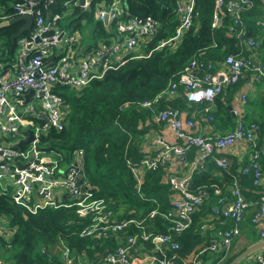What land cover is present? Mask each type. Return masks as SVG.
Wrapping results in <instances>:
<instances>
[{
  "label": "built area",
  "instance_id": "obj_1",
  "mask_svg": "<svg viewBox=\"0 0 264 264\" xmlns=\"http://www.w3.org/2000/svg\"><path fill=\"white\" fill-rule=\"evenodd\" d=\"M48 1L52 2L23 0L16 6L19 15L34 17L35 26L30 38L18 43L19 59L12 66L14 75L6 71V65L11 60L5 61L0 49V193L10 195L17 206L31 215L48 209L74 210L82 221L79 231L82 237L126 239L114 252L107 253L98 262L82 261L74 255L75 251L69 244L60 239L56 243L58 248L46 254L51 262L52 256L57 257L52 264H174L180 258L181 249L175 234L180 235L193 225L195 214L210 199L207 187L191 190V178L178 183V177L171 178L169 175L176 196L172 199V211L160 213L159 209H155L141 219L119 220V211L114 203L97 196L84 179L80 169L82 150L74 153V160L66 162L63 154L55 150L44 151L39 143L42 134L50 129L61 131L64 128V100L55 91L56 87L82 90L93 80L102 79L109 70L125 64L128 58L149 57L153 51L175 45L192 28L198 16L197 0H177L175 13L179 24L174 35L161 40L147 55L143 51L156 39L162 24L152 16L125 18L124 0H114L112 4L104 2L97 6L95 19L103 23L110 36L82 51V33L79 30L68 33L62 26L65 19L62 15L46 16ZM80 1L75 6L82 11L91 10L93 0H85L82 5ZM243 6L252 5L249 0H216L213 27L222 25L226 13L233 17L236 24L243 25L239 13ZM106 17L107 24L104 22ZM0 20H6L1 16V9ZM240 35L244 37V28ZM244 44L252 50L259 46L252 38ZM250 70L249 59L229 56L213 72V64L193 57L177 80L171 81L153 99L140 103L142 108L153 112L154 123L167 125L172 130L176 141L168 143L164 135L156 134L153 145L160 148L151 153L144 146L143 159L137 164L129 162L139 193L142 192L148 171L160 167L168 171L186 166L190 163L191 153L195 155L193 165L196 171L205 170L211 159L220 169H228V151L241 142H247L252 150L250 163L241 169V173H252L254 184L264 187V133L259 125L247 122L244 112L233 109L232 113L238 119L232 131L211 135L201 126L203 122L209 125L214 123L216 100L227 84L245 80L239 97L242 103L248 102L250 91L264 83L262 67L249 74ZM181 88L190 104H202L204 107L189 112L173 106L172 103L181 95ZM32 90L35 93L26 103L25 97ZM163 103L165 107L161 108ZM41 114H45L47 120L41 118ZM29 130L33 131L34 140L27 146L19 147L20 141L28 139ZM218 194L221 192L218 191ZM232 195L234 200L229 202L222 197L220 205L209 212L210 217L213 215L223 221L233 219L232 227L216 229V239L198 246L183 258L184 264H220L221 260L211 261V253H220L223 257L228 254L233 239L241 233V223L250 205L237 180L233 184ZM259 199L255 203L258 210L252 222L260 225V236L264 239V223L260 224L261 220L264 221V195ZM158 217L170 222L168 233L155 231V219ZM130 228L135 232L129 234ZM15 231L6 219L2 220L0 236L12 238ZM201 231H211V223L204 221ZM139 244L145 247V252L137 255L136 247ZM0 264H6L1 257Z\"/></svg>",
  "mask_w": 264,
  "mask_h": 264
},
{
  "label": "trees",
  "instance_id": "obj_2",
  "mask_svg": "<svg viewBox=\"0 0 264 264\" xmlns=\"http://www.w3.org/2000/svg\"><path fill=\"white\" fill-rule=\"evenodd\" d=\"M22 1L0 0L1 16L6 17L8 21L17 17L19 13L16 6ZM77 1H48L45 14L46 16L62 15L67 18L65 25L68 23L69 26L71 22L74 24L78 21L79 25L75 30L80 32V28L85 27L81 21L85 19L99 37H109L110 34L103 23L95 20L94 12L99 4L104 2L112 4L114 0H93L90 11H82L75 6ZM249 1L251 7L243 6L244 9L239 10L243 25L236 24L233 17L226 13L222 25L213 27L216 0H197L198 16L192 28L175 45L153 51L149 57L128 58L125 64L109 70L102 79L93 80L82 90L68 86L56 87L55 91L64 100L66 114L64 128L61 131L50 129L42 134L40 148L44 151L60 152L66 162L74 160V153L79 149L82 150L80 169L84 179L93 187L97 196L114 203L119 211L120 220L141 219L155 209H159L160 213L172 211L175 191L170 178L165 181L169 174L163 167L148 171L142 192L139 193L136 189L129 162L137 164L143 159L145 156L143 140L149 131L158 127V124L152 121L153 112L142 108L140 103L153 99L171 81L177 80L193 57L213 64V72H216L219 65L229 56L249 59L251 65L249 74L257 68L255 61L264 69V4L263 0ZM124 7L125 18L152 16L162 24L156 39L144 49L146 55L161 40L174 35L179 24L175 13L177 0H124ZM4 21L0 20V23ZM22 22L0 28L2 42L0 49L3 54L11 55L17 49L19 39H14L13 36L22 28ZM243 28L245 35L241 37L240 32ZM23 37L30 38V33H25ZM249 38L259 43L255 50L245 46L244 43ZM244 83L245 80H241L235 84H227L217 98L220 112H216L214 118L217 122L220 119L221 123L226 125L228 132L234 129L236 120L229 110V103L222 102V98H226L227 102L235 98ZM257 88L260 89L261 95L248 100L247 107L250 110L248 122L259 125L264 133V83L258 84ZM180 94V97L172 103L173 106L185 108L192 105L187 101L182 88ZM195 105H198V108L204 107L202 104ZM164 107L163 103L161 108ZM35 121L40 120L35 119ZM194 157V153H191L190 160H194ZM262 167L264 170V160ZM206 168L203 171H196L190 185L191 190L207 187L210 199L195 214L193 225L186 232L175 234L181 249L180 258L176 259L174 264H184L183 258L204 243L202 241L205 236L200 230L202 219L210 208L220 205L219 200L222 197L229 202L234 200L232 187L235 180L243 191L256 194V201L264 195V187L254 184L252 173L243 175L232 169L225 172L229 168L222 170L218 167V170L225 175L224 182H221L212 174L211 165L208 171ZM223 185L226 186L225 191H228V194L224 191ZM220 187L223 189V195L218 194L221 198L216 195V188L220 189ZM212 196L214 202H217L211 207ZM4 219L16 229L12 238L0 236V257L6 261V264H52L57 257L52 256L51 262L41 251V247L52 246L60 239L69 244L75 251L76 257L84 256L89 261L98 262L107 252H114L125 239V237L121 240L82 237L79 234L82 221L78 219L74 210L48 209L37 215H31L17 206L10 195L0 193V223ZM169 226L168 220L162 217L155 219L156 232L166 234ZM128 232L132 234L135 229L130 228ZM232 261L233 257L225 264H231Z\"/></svg>",
  "mask_w": 264,
  "mask_h": 264
},
{
  "label": "crops",
  "instance_id": "obj_3",
  "mask_svg": "<svg viewBox=\"0 0 264 264\" xmlns=\"http://www.w3.org/2000/svg\"><path fill=\"white\" fill-rule=\"evenodd\" d=\"M263 4H264V0H263ZM94 18H95V16H94ZM5 21H8V20H5ZM81 23L84 24L85 27L88 26L87 21L85 19H83L81 21ZM22 24H23L22 25V27H23L25 22H22ZM78 25H79L78 21H75L74 24H73V22H71L70 26L68 25V23L65 25V22L64 23L62 22V26L67 32H68V30L74 31L78 27ZM92 32L96 34V39H91L88 36L82 35L81 51L84 48H88V47H91V46L97 44L101 39H103V37H99V35L93 29H92ZM31 33L32 32H30V34ZM22 39H24V37L20 38L19 41ZM1 44H2V42L0 41V45ZM6 54L4 53L5 56H7ZM12 57H13V55L9 59H12ZM4 60L9 61L7 59H4ZM255 62H256L255 63L256 67H260V64L257 61H255ZM13 64H14V62L10 61L6 65V71H8L10 73V75H14V73H13L14 70L12 68ZM1 72L2 71L0 70V73ZM260 95H261L260 89L255 88L252 91H250L249 98L253 99V98L260 96ZM222 102L229 103V110L231 113H232L233 109L244 112L245 113V120L248 122V116L250 114V110L247 107L248 102L246 104L242 103L241 99L239 97V94L238 95L236 94L235 98L233 97V99L230 100L229 102H227L226 98H222ZM195 104H197V103H195ZM195 104L189 105L188 107H185L182 109L185 111H189V112L193 109H197V110L200 109V108H198L199 106L195 105ZM216 112L217 113L220 112V106H219V104L217 105V100H216V104H215L214 114ZM233 116L235 117V120L237 121L238 118H236L235 115H233ZM201 126H202L203 130L206 131V133H211V135L225 134L226 132H228L225 128L226 125L221 123L220 119H218V122H217V119H215L214 123L211 125L203 122ZM155 128L156 129L149 131V133L145 136V139L143 140V143L146 146V149L148 148L147 149L148 152H151V153L157 151L160 148V146L154 147V145H153L156 134L164 135L166 138V141L168 143H174L176 141L172 130L167 125H158V127H155ZM251 154H252V150H251V147L248 145L247 142H241L239 145H236L234 148H231L228 151V155H227L229 158V161H230V165H229V169L225 172H229L232 169V171L236 170V172L239 174V172H241V169L245 165H248L250 163ZM209 165H211V169H213L211 171L212 174L216 178H218L221 182H224V180H225L224 173H222L220 170H218L219 168L217 167V165H215V163L212 159L208 163L206 171L209 170ZM192 167H194L193 160H190V163L186 166H182V167H179L177 169H175V168L169 169L168 174L171 176V178L172 177H178V178L186 179L190 175ZM195 173H197V172L194 169L191 178L195 175ZM169 175L165 178V181L169 180L168 179ZM223 189H224V191L226 190L225 185H223ZM223 189L221 187H220V189L216 188V192H217L216 195H218V191L222 193L221 195H223ZM225 192L228 194V191H225ZM243 193L245 195L246 200L250 203V205H249V207L246 208L245 218H244V221L241 223V233L238 237H235L233 239L231 246H230V249H229V252L226 256L223 257L222 254H220V253H211V256H209L211 258V261L217 262L218 260H221L220 264H225L227 260H229L233 257V261L231 263H233L235 260H237L238 263H236V264H264V239H262L260 236V225H256L252 222L253 215L258 210V205L255 204L257 202L256 201L257 195L250 192V191H245V190L243 191ZM221 195H218L219 198H221ZM174 196H173V198H174ZM213 196L211 197V207L213 205H215L217 202V201L214 202ZM210 210H212V209L211 208L209 209L208 213L202 219V223H201V224H203L204 221H208L209 223H211V231H208V232H202L201 231L205 236L204 240L202 241L204 243H202V244L209 243L210 241L212 242V240L216 239V229H230L233 225V219L223 221V219H220V218L215 217L213 215H211V217H210V215H209ZM119 220H120V217H119ZM262 223H264L263 220H261L260 224H262ZM200 230H201V228H200ZM123 238H121V239H123ZM121 239H118V240H121ZM202 244H200V245H202ZM200 245H198V246H200ZM143 252H145V247L143 245L139 244L136 247V254L140 255ZM79 257L82 261L84 259L88 260L84 256H79Z\"/></svg>",
  "mask_w": 264,
  "mask_h": 264
},
{
  "label": "water",
  "instance_id": "obj_4",
  "mask_svg": "<svg viewBox=\"0 0 264 264\" xmlns=\"http://www.w3.org/2000/svg\"><path fill=\"white\" fill-rule=\"evenodd\" d=\"M85 3V0H81L80 1V4H84ZM25 22L24 26L19 30V32L17 34H15L13 36L14 39H20L21 37H23L25 35V33H30L32 32L33 28H34V24H35V20H34V17L31 16V15H28V14H21V15H18L17 17L9 20V21H4L2 23H0V28L2 27H6V26H9V25H13L15 23H18V22ZM104 22L107 24L108 23V17L105 18ZM63 37V35H62ZM61 37V38H62ZM39 41V39H37V42ZM31 44L28 45V47H30ZM35 91L32 90L29 94L26 95L25 99H26V103L29 102V100L31 99V97L34 95ZM41 118L47 120V117L45 114H41L40 115ZM29 133V137L27 140H22L20 141L19 143V147H24V146H27L28 144H30L33 140H34V133L32 130H29L28 131ZM21 166V165H20ZM23 167V166H22ZM195 169V166L192 167L191 169V172H190V175L188 176V178H191L192 174H193V171ZM182 178H178L177 181L178 183L181 182ZM27 216V215H26ZM238 263L237 260H235L233 263L231 264H236Z\"/></svg>",
  "mask_w": 264,
  "mask_h": 264
},
{
  "label": "rangeland",
  "instance_id": "obj_5",
  "mask_svg": "<svg viewBox=\"0 0 264 264\" xmlns=\"http://www.w3.org/2000/svg\"><path fill=\"white\" fill-rule=\"evenodd\" d=\"M66 20H67V18L63 20V23H64ZM92 29H93V28H92V25H91V24H89L87 27H81V28H80L82 34H84L85 36L90 37L91 39H96V34L92 32ZM68 32H72V31H69V30H68ZM6 55H7V56H5V55L3 54V58H4V59L11 60L12 62L15 63V62H17L18 59H19V57H18V56H19V49H16L15 52H13L11 55H10V53H7ZM12 55H13L12 59H9V58H11ZM10 183H11V180H10ZM10 190L13 191V188L11 187ZM56 243H57V242H56ZM56 243H55L54 245H56ZM54 245H52V246L44 245V246L41 247V251H42L45 255L48 254V253H50V252H53V251H55V250L58 248L57 245H56V246H54ZM5 263H6V261H5Z\"/></svg>",
  "mask_w": 264,
  "mask_h": 264
}]
</instances>
